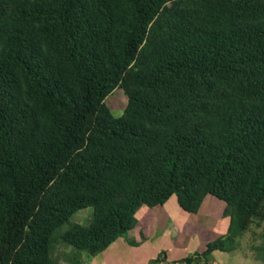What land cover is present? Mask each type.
Returning a JSON list of instances; mask_svg holds the SVG:
<instances>
[{"label":"trees","instance_id":"trees-1","mask_svg":"<svg viewBox=\"0 0 264 264\" xmlns=\"http://www.w3.org/2000/svg\"><path fill=\"white\" fill-rule=\"evenodd\" d=\"M172 195L229 216L174 263L264 221V0H0V264H88Z\"/></svg>","mask_w":264,"mask_h":264},{"label":"rangeland","instance_id":"rangeland-1","mask_svg":"<svg viewBox=\"0 0 264 264\" xmlns=\"http://www.w3.org/2000/svg\"><path fill=\"white\" fill-rule=\"evenodd\" d=\"M127 98L123 91L115 88L106 98L105 103L109 106L114 115H120L123 112ZM175 195H172L171 202L175 200ZM225 203L213 195H207L203 200L201 211L190 213L178 207L169 209L164 213H157L158 223L156 231H153L150 236V243L153 244L151 249V257L161 255L165 259L179 257V260L185 256L192 255L195 252L201 251L205 245L223 236L226 233L229 216L223 215ZM92 217V207H86L76 211L71 220L81 224H87ZM137 217V216H136ZM140 219V217H138ZM225 229V230H224ZM264 221L259 225L253 224L251 228L238 238V245L232 251L214 250L209 256L210 264H264L262 258H256V252L253 251L251 245H261L264 247ZM125 235V234H124ZM123 235V236H124ZM109 249L111 255L117 251ZM102 253L89 255L82 251V257L86 263L90 264L97 260L104 263ZM264 255V250L260 253ZM153 259V258H151ZM214 263H213V262ZM61 264H68L61 261ZM125 264V263H119ZM172 264H185L183 262H172Z\"/></svg>","mask_w":264,"mask_h":264},{"label":"crops","instance_id":"crops-1","mask_svg":"<svg viewBox=\"0 0 264 264\" xmlns=\"http://www.w3.org/2000/svg\"><path fill=\"white\" fill-rule=\"evenodd\" d=\"M171 197L162 205H156L153 207L146 205L140 206L135 213V226L124 236L117 237L109 246L101 251V257L104 260V263H100L97 260L93 261V256L90 264H146L151 260V258H155L151 257L153 244L149 242V238L151 233L156 231L158 225L160 224L157 220L159 218L157 213L165 214V212L169 211L170 207L175 208V210L178 211V207H180L177 202V197H175V200H173V202H171V206H169V201L172 199ZM202 205L199 209L200 211ZM138 217H140V219ZM225 229H227V227H225ZM109 249L117 252L114 253V255H111L110 252H107ZM178 258L179 257H173L170 259L166 258V261H162L158 264H172V262Z\"/></svg>","mask_w":264,"mask_h":264}]
</instances>
